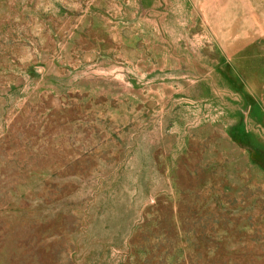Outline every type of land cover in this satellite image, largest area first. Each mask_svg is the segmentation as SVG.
Listing matches in <instances>:
<instances>
[{"label": "rangeland", "instance_id": "rangeland-1", "mask_svg": "<svg viewBox=\"0 0 264 264\" xmlns=\"http://www.w3.org/2000/svg\"><path fill=\"white\" fill-rule=\"evenodd\" d=\"M0 264H264V0H0Z\"/></svg>", "mask_w": 264, "mask_h": 264}]
</instances>
